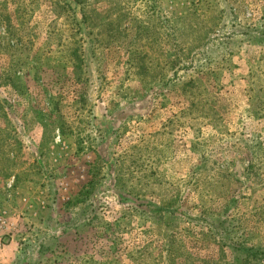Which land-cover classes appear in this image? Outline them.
<instances>
[{
    "label": "rangeland",
    "instance_id": "rangeland-1",
    "mask_svg": "<svg viewBox=\"0 0 264 264\" xmlns=\"http://www.w3.org/2000/svg\"><path fill=\"white\" fill-rule=\"evenodd\" d=\"M0 264H264V0H0Z\"/></svg>",
    "mask_w": 264,
    "mask_h": 264
}]
</instances>
